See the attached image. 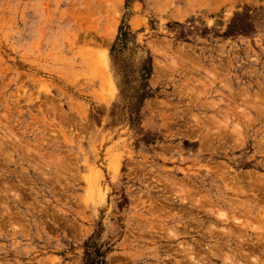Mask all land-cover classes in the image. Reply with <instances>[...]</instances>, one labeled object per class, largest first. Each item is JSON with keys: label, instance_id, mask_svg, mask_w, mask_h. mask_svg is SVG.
<instances>
[{"label": "rangeland", "instance_id": "obj_1", "mask_svg": "<svg viewBox=\"0 0 264 264\" xmlns=\"http://www.w3.org/2000/svg\"><path fill=\"white\" fill-rule=\"evenodd\" d=\"M0 264H264V0H0Z\"/></svg>", "mask_w": 264, "mask_h": 264}]
</instances>
